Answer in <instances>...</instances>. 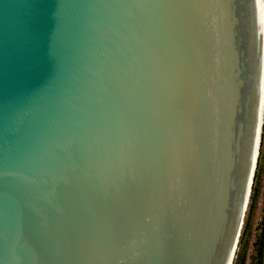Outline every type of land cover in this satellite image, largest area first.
Segmentation results:
<instances>
[{
  "label": "water",
  "instance_id": "water-1",
  "mask_svg": "<svg viewBox=\"0 0 264 264\" xmlns=\"http://www.w3.org/2000/svg\"><path fill=\"white\" fill-rule=\"evenodd\" d=\"M263 110V0H0V264H233Z\"/></svg>",
  "mask_w": 264,
  "mask_h": 264
},
{
  "label": "rangeland",
  "instance_id": "rangeland-1",
  "mask_svg": "<svg viewBox=\"0 0 264 264\" xmlns=\"http://www.w3.org/2000/svg\"><path fill=\"white\" fill-rule=\"evenodd\" d=\"M262 174L256 193V201L248 206L244 226L233 264H264V125L262 130Z\"/></svg>",
  "mask_w": 264,
  "mask_h": 264
},
{
  "label": "trees",
  "instance_id": "trees-1",
  "mask_svg": "<svg viewBox=\"0 0 264 264\" xmlns=\"http://www.w3.org/2000/svg\"><path fill=\"white\" fill-rule=\"evenodd\" d=\"M261 144H262V137H261ZM261 146V145H260ZM262 152L259 153V158H258V162H257V168L255 171V176H254V182H253V186H252V192H251V196H250V201L253 204L256 201V193L258 190V184L260 182V178H261V174H262V161H261V156ZM250 204V202H249ZM263 227H264V215H263Z\"/></svg>",
  "mask_w": 264,
  "mask_h": 264
},
{
  "label": "bare ground",
  "instance_id": "bare-ground-1",
  "mask_svg": "<svg viewBox=\"0 0 264 264\" xmlns=\"http://www.w3.org/2000/svg\"><path fill=\"white\" fill-rule=\"evenodd\" d=\"M263 2H264V0H263ZM262 125H264V110H263V124ZM262 130H263V126H262ZM261 135H262V133H261ZM260 147L261 146H259V150H260ZM258 157H259V155H258ZM238 244H239V242H238ZM237 249H238V246H237ZM237 249H236V252H235V255H236V253H237ZM234 259H235V257H234ZM234 262V261H233Z\"/></svg>",
  "mask_w": 264,
  "mask_h": 264
}]
</instances>
